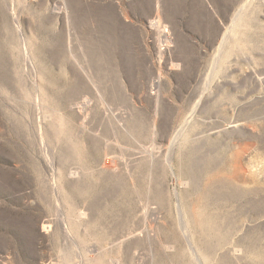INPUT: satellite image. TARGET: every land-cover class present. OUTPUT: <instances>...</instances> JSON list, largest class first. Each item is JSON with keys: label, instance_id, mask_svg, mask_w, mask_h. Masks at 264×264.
<instances>
[{"label": "rangeland", "instance_id": "374dc122", "mask_svg": "<svg viewBox=\"0 0 264 264\" xmlns=\"http://www.w3.org/2000/svg\"><path fill=\"white\" fill-rule=\"evenodd\" d=\"M13 1L0 0V264H193L176 194L204 264H264V0ZM155 186L169 223L161 208L123 219L156 206ZM133 227L170 242L111 244Z\"/></svg>", "mask_w": 264, "mask_h": 264}, {"label": "bare ground", "instance_id": "6f19581e", "mask_svg": "<svg viewBox=\"0 0 264 264\" xmlns=\"http://www.w3.org/2000/svg\"><path fill=\"white\" fill-rule=\"evenodd\" d=\"M12 2H14L13 0H12ZM62 4V3H61ZM65 4V3H64ZM66 5V4H65ZM14 6V5H13ZM159 7V6H158ZM115 9V8H114ZM66 10V9H65ZM65 12V11H64ZM13 17H14V20H16V15H15V13H13ZM70 16H69V13L66 11V13H65V19H66V21H67V25H70ZM19 29H20V27H19V25L17 26ZM15 28V27H14ZM164 30V29H163ZM161 31V30H160ZM21 32V31H20ZM162 32H165L166 33V31H162ZM73 34V33H72ZM72 34H71V30L69 29V33H68V44H69V46L70 45H72L71 43H73V42H71L72 41V39H71V37H72ZM101 35V34H100ZM164 39H162V38H160V40L162 41V42H165L166 41V39L168 38V36H166V35H164ZM171 37V36H170ZM78 38V37H77ZM31 39V38H30ZM170 40V39H169ZM23 44H24V51H25V56H26V58L27 59H30V55H29V53H28V48H27V46H26V40L25 39H23ZM66 46V45H65ZM162 50V49H161ZM73 53V52H72ZM161 53V52H160ZM74 57V56H73ZM79 64V63H78ZM109 74V73H108ZM36 75V74H35ZM87 76H89V75H87ZM74 79V78H73ZM96 87V86H95ZM99 92V91H98ZM44 93H46V96H48V93H50V91L48 90V92L47 91H45L44 90ZM55 93V92H54ZM51 96H53L51 99L53 100V101H55V98H56V96L54 95V94H50ZM120 96V95H119ZM43 97H45L44 95H43ZM55 97V98H54ZM44 99H46V98H44ZM57 99V98H56ZM101 99H102V96H101ZM201 100V99H200ZM200 100H199V102H198V105H199V103H200ZM40 101H43L44 102V100H40L39 99V105H40ZM47 101V100H46ZM42 102V103H43ZM48 102V101H47ZM56 103V102H55ZM54 103V104H55ZM53 104V105H54ZM56 104H58V103H56ZM55 104V105H56ZM103 104V103H102ZM104 106H105V104H104ZM105 108V107H104ZM45 109V108H44ZM48 109V108H47ZM102 123H104V124H107L108 123V125L110 126V128H111V131L113 132V134L114 135H116V134H119V132L121 133V134H123V133H129V131H128V129L126 128V126H125V124H124V121H123V115L121 116V115H119V114H117L116 112H114L111 108H106V109H104L103 110V113H102V116H101V120H100ZM40 123V122H39ZM188 124V121H187V123H186V121H185V123L182 125V127H181V129H179V131H178V133L176 134V136L173 138V140H172V142H171V146L173 145V144H175V142L177 141V139L181 136V134H182V131L183 130H185V126ZM42 127V126H41ZM82 127L84 128V125H82ZM154 129V128H153ZM40 131H41V140H42V143L44 142V139H43V136H44V131H43V127L42 128H40ZM94 137H97L96 135L94 136ZM43 145V144H42ZM155 149V148H154ZM147 151V150H146ZM145 151V152H146ZM162 153V152H161ZM160 153V154H161ZM143 156L144 157H147L148 158V165H149V181H153L154 180V166H155V163L157 162V157H156V155H155V153L154 152H146V153H144L143 154ZM168 154H167V156L165 157V161H166V164L167 165H170L171 163H170V160H169V158H168ZM160 157V156H159ZM47 158H48V156H47ZM131 160V159H130ZM118 168H116V166H113L112 167V165H111V163H104V165H103V168H101L100 169V175H109L110 176V174L113 176L114 175V173H115V175L118 173L119 174V172H118V170H117ZM125 172H126V174H127V177L129 178V180L130 181H133L134 179V176H133V172L129 169V167H128V165H126V167H125ZM132 172V173H131ZM69 175H70V178L72 179V180H78L79 179V177H80V172L79 171H70V173H68ZM114 175V176H115ZM125 175V174H124ZM106 177V176H105ZM104 177V178H105ZM76 178H78V179H76ZM109 178V177H108ZM80 180V179H79ZM195 180V179H194ZM121 181V180H120ZM214 182V181H213ZM56 187V186H55ZM134 188H135V186H134ZM57 189V188H56ZM58 190V189H57ZM169 191L170 190H167V188L165 189L164 187H161V186H155L154 188H152L151 189V193H153V196H154V201H155V203H156V206H152L151 205V203H149V205L147 204V205H145V206H143V209H142V216H140V215H138V214H136L135 212L134 213H129L128 214V216L130 215V217H127V215L126 216H124L123 217V219H127V218H131V219H133L134 221L135 220H137L138 218H140L141 220H142V222H144V223H147L148 222V219H149V217L153 214L154 216H155V210L156 209H163V210H165L166 211V214L163 216L164 218H165V220H166V222L167 223H169V218H171L170 217V213H171V209H174L173 208V204H172V198H171V194L169 193ZM178 192V191H177ZM60 193V192H59ZM57 194V193H56ZM59 195V194H58ZM176 196H177V200H178V202H177V204H176V208H177V212H178V216H179V229H180V233H182V235L184 236V238L187 240V243H188V248H189V251H190V254H191V256H192V258H194L193 260L195 261V263H193V264H204V262H203V258H205V257H203V251H202V254H200V249L199 250H197V248L195 247V245H194V243L192 242V240H191V238H190V236L188 235L189 233H187V231H186V227H188L187 225L185 226V221H184V216L183 215H185V213L184 212H182L183 210L181 209V205L179 204V198H178V195L176 194ZM180 197V196H179ZM59 202V201H58ZM75 202V201H74ZM71 204V203H70ZM182 204V203H181ZM72 205H74V204H72ZM71 206V205H70ZM73 207V206H72ZM74 207H75V205H74ZM93 207V206H92ZM130 208H131V206H130ZM80 210V209H79ZM60 210H58L57 212H59ZM78 211V210H77ZM129 212H130V210H129ZM136 212H137V210H136ZM184 213V214H183ZM81 215H83V217H81V218H84L85 216H86V214L85 213H81ZM94 216V215H93ZM87 217V216H86ZM153 217V216H152ZM94 218V217H93ZM159 218V217H158ZM85 219V218H84ZM92 219V218H91ZM95 219H96V217H95ZM94 219V220H95ZM93 220V219H92ZM100 220V221H99ZM158 220V219H157ZM89 221V220H88ZM91 221V220H90ZM129 221V220H128ZM63 222V221H62ZM95 223H96V226L98 227V228H100V230H102V231H105L106 230V228H104L105 226H103V219L102 218H97L95 221H94ZM127 222V221H126ZM132 222V221H131ZM82 223V222H81ZM81 223H80V225H81ZM149 223V222H148ZM63 224V223H62ZM65 224V223H64ZM63 224V225H64ZM91 224V223H90ZM89 224V225H90ZM106 224V223H105ZM86 225V224H85ZM127 225V224H126ZM125 225V226H126ZM145 225V224H144ZM65 226V225H64ZM81 226H83V225H81ZM80 226V227H81ZM91 226H93V225H91ZM95 226V227H96ZM128 226V225H127ZM84 227V226H83ZM96 227V228H97ZM128 228V227H127ZM148 228V227H147ZM169 228V227H168ZM172 228V227H171ZM123 229V235L122 236H119V237H116L115 238V236L113 237V239H110V240H112L111 241V244L112 245H114V246H122V244H127V241L129 242V240H134V239H136V238H139L142 242H145V243H148V244H150V245H152V244H154L155 242L156 243H158V244H160L161 245V247H163L164 246V244L165 243H169L170 242V240L169 239H166V241H164L162 238L161 239H159V238H155V237H153L152 235H151V232H152V229L151 230H147V231H141L140 232V230H138L137 228H130V229H125V228H122ZM149 229V228H148ZM65 230H66V226H65ZM177 230V229H176ZM119 231V230H118ZM155 231V230H154ZM178 231V230H177ZM122 232V231H121ZM119 234H120V232H118ZM179 233V234H180ZM122 234V233H121ZM223 234V233H222ZM221 234V235H222ZM175 234H173V236H174ZM112 236V235H111ZM172 236V235H171ZM170 236V237H171ZM69 237V236H68ZM179 237H181V236H179ZM178 237V238H179ZM168 238V237H167ZM174 239V238H173ZM172 239V240H173ZM139 240V241H140ZM175 240V239H174ZM75 241V240H74ZM135 241V240H134ZM137 241V240H136ZM178 241V240H177ZM173 243H174V241H173ZM173 243H170V244H173ZM169 244V245H170ZM153 246V245H152ZM165 247V246H164ZM220 247V246H219ZM206 248H208L207 246H206ZM206 248H204V249H206ZM202 249V248H201ZM220 249V248H219ZM208 250H209V248L207 249V252H208ZM212 251V250H211ZM214 251V250H213ZM212 251V252H213ZM206 252V253H207ZM205 253V254H206ZM210 253V252H209ZM208 253V254H209ZM204 254V255H205ZM206 256V255H205ZM213 257V256H212ZM208 259H209V256H208ZM211 259V258H210ZM92 260L94 261H97V258H92ZM206 260V259H205ZM204 260V261H205ZM212 260V259H211ZM210 260V261H211ZM218 260V259H217ZM94 261V262H95ZM208 262V261H207ZM207 262H206V264H207ZM82 264V263H81ZM95 264H98V263H96L95 262ZM99 264H101V263H99Z\"/></svg>", "mask_w": 264, "mask_h": 264}, {"label": "crops", "instance_id": "0c3cea01", "mask_svg": "<svg viewBox=\"0 0 264 264\" xmlns=\"http://www.w3.org/2000/svg\"><path fill=\"white\" fill-rule=\"evenodd\" d=\"M201 25H202V24L200 23L199 27H200ZM196 34H197V33H196ZM197 36H199V37H196L194 41L200 44L201 41H202V38H201V29H200V32L197 34Z\"/></svg>", "mask_w": 264, "mask_h": 264}]
</instances>
